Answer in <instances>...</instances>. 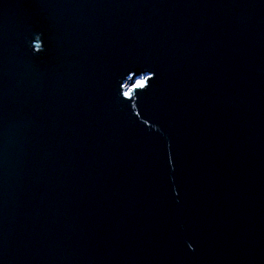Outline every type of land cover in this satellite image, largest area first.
I'll return each instance as SVG.
<instances>
[{"label": "water", "instance_id": "obj_1", "mask_svg": "<svg viewBox=\"0 0 264 264\" xmlns=\"http://www.w3.org/2000/svg\"><path fill=\"white\" fill-rule=\"evenodd\" d=\"M0 264H264V0H0Z\"/></svg>", "mask_w": 264, "mask_h": 264}, {"label": "snow or ice", "instance_id": "obj_2", "mask_svg": "<svg viewBox=\"0 0 264 264\" xmlns=\"http://www.w3.org/2000/svg\"><path fill=\"white\" fill-rule=\"evenodd\" d=\"M129 80L133 79V76L128 77ZM148 77H145L144 79L135 80L134 83L131 84L130 87L127 88L126 91L123 92V96L126 100H130L132 93L135 89H142L145 87V83Z\"/></svg>", "mask_w": 264, "mask_h": 264}, {"label": "rangeland", "instance_id": "obj_3", "mask_svg": "<svg viewBox=\"0 0 264 264\" xmlns=\"http://www.w3.org/2000/svg\"><path fill=\"white\" fill-rule=\"evenodd\" d=\"M127 87H130V86L127 84Z\"/></svg>", "mask_w": 264, "mask_h": 264}]
</instances>
